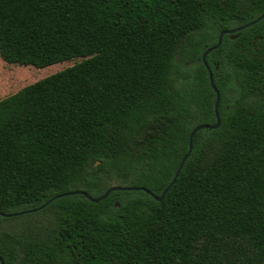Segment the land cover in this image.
<instances>
[{
	"label": "trees",
	"instance_id": "trees-1",
	"mask_svg": "<svg viewBox=\"0 0 264 264\" xmlns=\"http://www.w3.org/2000/svg\"><path fill=\"white\" fill-rule=\"evenodd\" d=\"M264 0H0V59L71 65L0 99L2 264H264ZM35 211H28L31 209ZM28 211L14 216L1 214Z\"/></svg>",
	"mask_w": 264,
	"mask_h": 264
},
{
	"label": "water",
	"instance_id": "water-1",
	"mask_svg": "<svg viewBox=\"0 0 264 264\" xmlns=\"http://www.w3.org/2000/svg\"><path fill=\"white\" fill-rule=\"evenodd\" d=\"M264 16V13L263 14H260L259 16H257L254 20H252L251 22L249 23H246V24H243L242 26H239V27H235V28H231V29H228V30H222L219 34H218V38H217V41L214 45H212L211 47L207 48L201 55V61L202 63L204 64V66L206 67L207 69V72H208V81H209V84H210V87L212 88L213 92H214V95H215V100H214V105H213V111H214V116H215V122L214 124H197L195 125L189 132V135H188V143H187V150L186 152L184 153V155L182 156V158L180 159L178 165H177V168L170 180V182L165 186V188L161 191V193L159 195H154L152 194L151 192H149L148 190L144 189L143 187H137V188H129V187H125V186H117V185H114V186H110L108 189H106L100 196L96 197V198H93L91 197L90 195H88L86 192L84 191H79V190H74V191H69V192H66V193H62V194H59V195H56V196H53L52 198H49L48 200H46L42 205H40L38 208H42L45 204H47L48 202H50L52 199L54 198H57L59 196H62V195H72V194H80L82 195L83 197L87 198L88 200L92 201V202H97L99 199L105 197L109 192L111 191H115V190H127V189H139V190H142L144 191L145 193L149 194L153 199L155 200H160L162 198V196L164 195V193L167 191V189L170 187V185L173 183L182 163L184 162V160L186 159L189 151H190V148H191V137L192 135L198 130V129H201V128H205V129H211V128H215L217 125H218V115H217V104H218V91L217 89L214 87L213 83H212V78H211V73L210 71H208V68L207 66L205 65V61H204V57L207 53H209L211 50L215 49L219 43H220V39H221V35L222 34H225V33H232L234 31H237L243 27H246L256 21H258L261 17ZM38 208H35V209H31V210H28V211H35L36 209ZM28 211H23V212H16V213H8V214H1V216H14V215H17V214H22V213H25V212H28ZM0 264H2V261L0 259Z\"/></svg>",
	"mask_w": 264,
	"mask_h": 264
},
{
	"label": "rangeland",
	"instance_id": "rangeland-1",
	"mask_svg": "<svg viewBox=\"0 0 264 264\" xmlns=\"http://www.w3.org/2000/svg\"><path fill=\"white\" fill-rule=\"evenodd\" d=\"M78 60L79 58L55 62L44 67H34L32 65L6 63L0 59V99Z\"/></svg>",
	"mask_w": 264,
	"mask_h": 264
}]
</instances>
